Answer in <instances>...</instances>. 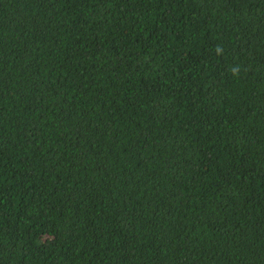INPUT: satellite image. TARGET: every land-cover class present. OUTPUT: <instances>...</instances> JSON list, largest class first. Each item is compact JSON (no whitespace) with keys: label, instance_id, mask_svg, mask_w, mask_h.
<instances>
[{"label":"trees","instance_id":"1","mask_svg":"<svg viewBox=\"0 0 264 264\" xmlns=\"http://www.w3.org/2000/svg\"><path fill=\"white\" fill-rule=\"evenodd\" d=\"M0 264H264V0H0Z\"/></svg>","mask_w":264,"mask_h":264},{"label":"clouds","instance_id":"2","mask_svg":"<svg viewBox=\"0 0 264 264\" xmlns=\"http://www.w3.org/2000/svg\"><path fill=\"white\" fill-rule=\"evenodd\" d=\"M218 51H219V49H218ZM233 71H236V70L234 69Z\"/></svg>","mask_w":264,"mask_h":264}]
</instances>
